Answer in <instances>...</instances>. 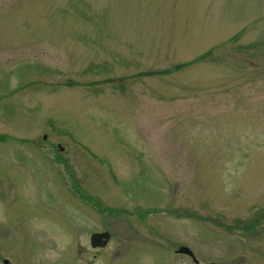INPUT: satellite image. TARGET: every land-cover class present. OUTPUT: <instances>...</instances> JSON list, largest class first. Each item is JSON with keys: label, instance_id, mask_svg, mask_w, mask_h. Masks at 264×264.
<instances>
[{"label": "rangeland", "instance_id": "374dc122", "mask_svg": "<svg viewBox=\"0 0 264 264\" xmlns=\"http://www.w3.org/2000/svg\"><path fill=\"white\" fill-rule=\"evenodd\" d=\"M209 263L264 264V0H0V264Z\"/></svg>", "mask_w": 264, "mask_h": 264}, {"label": "water", "instance_id": "95a60500", "mask_svg": "<svg viewBox=\"0 0 264 264\" xmlns=\"http://www.w3.org/2000/svg\"><path fill=\"white\" fill-rule=\"evenodd\" d=\"M109 237V234L107 232L104 233H94L91 235V243L92 246H101L103 247L105 243L107 242V239ZM178 253H183L189 255L194 262H197V259L195 258L194 254L188 247L181 246L177 249Z\"/></svg>", "mask_w": 264, "mask_h": 264}, {"label": "flooded vegetation", "instance_id": "af4514ba", "mask_svg": "<svg viewBox=\"0 0 264 264\" xmlns=\"http://www.w3.org/2000/svg\"><path fill=\"white\" fill-rule=\"evenodd\" d=\"M135 239V238H134ZM110 242H111V239L109 240V243H108V245L110 244ZM94 250H96L97 251V249H94Z\"/></svg>", "mask_w": 264, "mask_h": 264}]
</instances>
